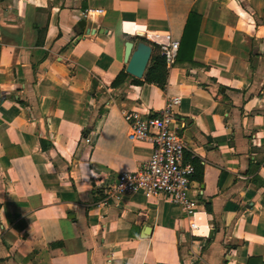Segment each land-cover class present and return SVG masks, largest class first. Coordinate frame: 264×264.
Here are the masks:
<instances>
[{
    "label": "crops",
    "instance_id": "obj_1",
    "mask_svg": "<svg viewBox=\"0 0 264 264\" xmlns=\"http://www.w3.org/2000/svg\"><path fill=\"white\" fill-rule=\"evenodd\" d=\"M186 31L192 61L166 67L164 91L151 60L143 84L112 88L127 42L153 55ZM171 98L193 233L163 195L108 197L152 153L124 114ZM250 260L264 263V0H0V264Z\"/></svg>",
    "mask_w": 264,
    "mask_h": 264
},
{
    "label": "built area",
    "instance_id": "obj_2",
    "mask_svg": "<svg viewBox=\"0 0 264 264\" xmlns=\"http://www.w3.org/2000/svg\"><path fill=\"white\" fill-rule=\"evenodd\" d=\"M165 38L166 44L159 45V48L167 69H171L176 62L180 43L169 34ZM180 103L179 98L168 99L158 115H144L136 111L124 114L129 126L128 139L150 143L152 153L138 171L119 175L117 183L109 189L108 197L119 201L122 196L136 192H142L147 197L163 195L191 219L189 226L193 233L197 228L194 217L198 214L199 203L190 199L187 193L195 168L185 162V140L170 128L175 109Z\"/></svg>",
    "mask_w": 264,
    "mask_h": 264
},
{
    "label": "trees",
    "instance_id": "obj_3",
    "mask_svg": "<svg viewBox=\"0 0 264 264\" xmlns=\"http://www.w3.org/2000/svg\"><path fill=\"white\" fill-rule=\"evenodd\" d=\"M187 35H188V32L186 31V38H185L182 46H180V49L178 52V57H177L178 61L179 60L183 61V60H185V58L187 60H190V62L192 61V54H193L192 52L194 50L195 43H192V45L189 46L187 44ZM153 47H154V54L152 55L151 65L146 72L145 82L155 83L154 77H155V74L158 73V76L160 77V79L163 80V83H158V84L156 83V85L164 91L166 88L165 60L161 56L160 48L157 46H153ZM129 79H131L130 76L125 71H122L120 73V75L116 78L114 83L112 84V88L115 89V88L121 87ZM141 84H143V82L141 80L131 79V85L139 86ZM249 264H264V263L262 261H259V260H256V261L250 260Z\"/></svg>",
    "mask_w": 264,
    "mask_h": 264
},
{
    "label": "water",
    "instance_id": "obj_4",
    "mask_svg": "<svg viewBox=\"0 0 264 264\" xmlns=\"http://www.w3.org/2000/svg\"><path fill=\"white\" fill-rule=\"evenodd\" d=\"M79 26L85 29V22L81 21ZM152 57V47L144 42L136 46L132 42L125 44V72L135 79H142Z\"/></svg>",
    "mask_w": 264,
    "mask_h": 264
}]
</instances>
